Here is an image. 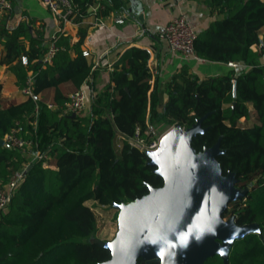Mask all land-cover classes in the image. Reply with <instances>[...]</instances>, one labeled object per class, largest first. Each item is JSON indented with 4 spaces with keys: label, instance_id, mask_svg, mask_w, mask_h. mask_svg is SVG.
Wrapping results in <instances>:
<instances>
[{
    "label": "trees",
    "instance_id": "16d2710c",
    "mask_svg": "<svg viewBox=\"0 0 264 264\" xmlns=\"http://www.w3.org/2000/svg\"><path fill=\"white\" fill-rule=\"evenodd\" d=\"M127 1L74 0V20L80 21L96 2L102 11L125 7ZM200 1L212 19L198 30L197 54L240 66L201 78L183 65L166 81L162 110L159 74L153 76L151 54L141 47L121 55L110 83L91 99L89 112L72 117L50 108L49 101L62 105L70 92L90 81L94 60L59 31V49L44 64L48 45L43 37L32 36L26 46L21 37L29 32L22 25L3 31L0 65L10 67L14 80L10 96L3 95L0 84V138L17 128L30 141L29 151L47 153L57 167L44 165L43 159L29 162L24 182L0 215V264H99L108 259L110 250L91 238L98 220L95 207L118 215L116 204L146 194L148 184H163L148 154L131 146L126 136L138 126L144 130L147 120L189 127L198 118L203 132L193 138V146L202 150L220 141L224 152L217 159L223 172L235 171L236 185L248 187L223 216L261 227V234L235 240L229 264H264V0ZM22 54L29 58L27 65ZM31 70L34 95L23 90ZM26 160L21 150L0 144V180L7 181ZM203 264L226 263L216 254Z\"/></svg>",
    "mask_w": 264,
    "mask_h": 264
},
{
    "label": "water",
    "instance_id": "95a60500",
    "mask_svg": "<svg viewBox=\"0 0 264 264\" xmlns=\"http://www.w3.org/2000/svg\"><path fill=\"white\" fill-rule=\"evenodd\" d=\"M141 10L139 5L137 11L143 20ZM202 132L201 118L189 127L173 125L159 147L147 153L148 163L156 166L155 173L163 178V184H148L146 194L116 204L115 236L109 240L92 238L111 252L99 264H203L216 254L229 264L236 239L261 234L258 223L238 224L235 215L223 216L230 202L244 198L248 187L236 185L235 171L223 172L217 159L224 152L220 141L202 150L193 146V138ZM0 144H5L4 138Z\"/></svg>",
    "mask_w": 264,
    "mask_h": 264
},
{
    "label": "crops",
    "instance_id": "0c3cea01",
    "mask_svg": "<svg viewBox=\"0 0 264 264\" xmlns=\"http://www.w3.org/2000/svg\"><path fill=\"white\" fill-rule=\"evenodd\" d=\"M109 1L106 0L107 3ZM137 1L140 4H132L131 0H128L125 7L105 6L102 11L90 8L91 12L86 14L80 21L63 24L59 21L57 15L41 0H12L13 8L10 11L0 9L1 54L5 42V36L3 35L5 29L12 32L19 25L26 28L29 34L21 37L26 46H28L32 36L43 37L49 46L51 38L57 32L62 31L69 38L72 45L79 43L82 50L91 52L90 58L98 60L90 81L83 84L91 94L101 91L110 83L114 64L127 49L130 47L144 48L150 52L151 61L158 69L161 110L167 99L166 81L178 72L183 65H188L190 71L198 74L201 78L225 74L232 69L228 62L198 61L174 52L160 35V30L165 24L174 15L182 12L189 15L197 26V30L206 27L212 16L210 8L202 1ZM109 3L112 5L111 2ZM95 5H99V2H96ZM139 5L142 6L143 20L140 19V12L137 11ZM120 16L124 18L122 23L117 22V18ZM23 18L29 19V25L23 21ZM72 54L75 55L76 53L72 51ZM13 80L14 73L10 67L7 64L0 65V84L3 85L2 92L4 96L12 94V88H8V86L13 83ZM65 86L67 85L65 84Z\"/></svg>",
    "mask_w": 264,
    "mask_h": 264
},
{
    "label": "built area",
    "instance_id": "2783aa9c",
    "mask_svg": "<svg viewBox=\"0 0 264 264\" xmlns=\"http://www.w3.org/2000/svg\"><path fill=\"white\" fill-rule=\"evenodd\" d=\"M51 11H53L59 21L63 24L67 22H78L74 20L76 15V4L74 0H41ZM13 8L12 0H0V9L10 11ZM92 10H99V5H92ZM24 22H27L29 25V19L23 18ZM117 22H124L122 16L117 18ZM22 23V22H21ZM26 24V23H25ZM197 26L190 19L189 15L186 12L174 15L160 30L161 37L166 40L170 49L174 52L181 53L182 55L193 58L198 61H203L201 56H199L195 49V40L197 37ZM3 39V38H2ZM1 47L0 46V56H1ZM59 46L56 43V35L51 38L50 44L47 51L42 55V61L44 64L52 62L54 55L58 51ZM85 56H90L91 52L89 50H83ZM1 60V59H0ZM22 63L27 65L29 58L26 54L21 56ZM232 67H239L240 63L235 61L228 62ZM94 68L98 64V60H94ZM149 68L155 76L158 73L157 67L152 63L151 57L149 58ZM33 82H34V72L31 70L28 72V77L26 80V85L23 87L25 92L34 95L33 93ZM95 92L89 93V91L82 85L77 90L69 94L68 100H66L62 105H58L53 101L47 103L48 107L57 109L60 108V111L63 114H71L75 112L76 114H85L90 108L91 99L94 98ZM234 95V94H233ZM36 111H39V105L36 106ZM165 132L157 131L154 129V126L147 120L146 128L143 130L138 126L134 134L126 136L130 145L138 148L140 151L148 153L150 151L156 150L160 143L161 139ZM5 145L14 147L21 150L29 151L30 141L25 139L18 133V129L14 128L10 132L6 133L3 137ZM35 154V159H43L44 165H51L57 167L55 164L51 163L48 158V154L39 151H33ZM30 166V163L22 166L7 180H0V215L8 208V205L11 202L13 193L25 180V171Z\"/></svg>",
    "mask_w": 264,
    "mask_h": 264
},
{
    "label": "rangeland",
    "instance_id": "374dc122",
    "mask_svg": "<svg viewBox=\"0 0 264 264\" xmlns=\"http://www.w3.org/2000/svg\"><path fill=\"white\" fill-rule=\"evenodd\" d=\"M151 124L154 126V129L158 132H167L173 126L169 125L167 122L164 121L155 122L154 124ZM24 154L27 159L25 165L35 160V154L33 152L25 151ZM88 203L95 206L93 201H89ZM95 210L98 216V220L96 231L91 238H98L104 240L112 239L118 229V215L115 214L112 210H107L105 207H95Z\"/></svg>",
    "mask_w": 264,
    "mask_h": 264
}]
</instances>
